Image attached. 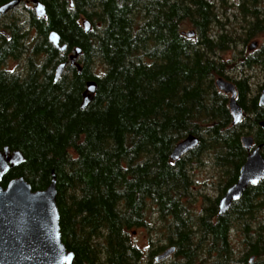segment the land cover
<instances>
[{
	"label": "trees",
	"instance_id": "trees-1",
	"mask_svg": "<svg viewBox=\"0 0 264 264\" xmlns=\"http://www.w3.org/2000/svg\"><path fill=\"white\" fill-rule=\"evenodd\" d=\"M29 1L20 3L24 19L15 9L0 16L6 19L0 21V149H19L26 158L3 185L23 176L34 190L44 189L55 172L73 264H150L156 252L173 246L174 264H194L205 248L217 252L216 264H233L230 233L240 225L248 252L241 264H264L250 258L264 256V218H258L264 179L218 213L250 153L243 137L252 135L264 155V82L254 87L244 73L259 68L264 80V42L249 55L236 51L228 60L221 54L264 33V0L242 1L241 30L222 21L213 0H41L45 17ZM83 18L91 21L90 32ZM185 22L194 37L183 34ZM52 31L66 51L50 41ZM76 47L81 71L69 62L56 81L57 67ZM12 59L24 61L20 73L7 68ZM219 76L236 85L244 110L238 125L229 96L216 85ZM88 81L98 87L83 108ZM189 134L200 138L198 147L173 161L174 147ZM206 156L219 170L221 191L216 198L204 194L195 212L190 170ZM151 206L169 220V234L154 248L152 238L146 252L132 237L149 226Z\"/></svg>",
	"mask_w": 264,
	"mask_h": 264
},
{
	"label": "water",
	"instance_id": "water-1",
	"mask_svg": "<svg viewBox=\"0 0 264 264\" xmlns=\"http://www.w3.org/2000/svg\"><path fill=\"white\" fill-rule=\"evenodd\" d=\"M29 2L33 4V10L38 17L46 16V6L41 0ZM20 3L21 0H11L0 5V15L7 14ZM82 24L87 32L92 30V23L88 18L83 19ZM183 34L194 37L196 31L191 29L183 31ZM49 39L60 51H66L67 45H61V36L57 31H52ZM257 46V41L249 45L252 50ZM81 53L82 49L76 47L69 54V60L59 64L56 69V81L63 76L69 62L81 71L78 62ZM216 85L219 90L229 95L232 124L234 126L240 124L244 110L238 101L235 83L219 76ZM97 87L95 81L87 82V88L83 93V108L92 102ZM259 104L264 106V88L259 94ZM260 126L264 130V120L260 122ZM243 142L250 153L240 169L237 182L228 187L220 198L218 204L220 215L227 213L233 202L241 199L249 186L258 185L264 179L262 145L254 147L252 135H245ZM199 143L198 136L189 134L174 147L171 159L179 160L198 147ZM25 160L23 152L19 149L11 150L9 147L0 149V264H73L75 254L67 248L61 231L55 172H52L51 182L44 189L34 190L23 176L14 177L6 186L3 185L8 172ZM175 250L174 246L168 248L158 256V260L168 257Z\"/></svg>",
	"mask_w": 264,
	"mask_h": 264
},
{
	"label": "rangeland",
	"instance_id": "rangeland-1",
	"mask_svg": "<svg viewBox=\"0 0 264 264\" xmlns=\"http://www.w3.org/2000/svg\"><path fill=\"white\" fill-rule=\"evenodd\" d=\"M217 6L221 9V19L224 23L228 25V27L233 29L241 30V27L244 26V22L242 21V12H240V4L243 0H213ZM262 4H260V7ZM24 9H22V5H18L15 8L14 15L20 17V19H24L26 15L24 14ZM12 13L11 11L7 14ZM235 13V14H234ZM13 14V13H12ZM6 15V14H4ZM2 16V15H1ZM1 22H5L6 19H1ZM193 29L191 24L185 22L183 24V30L189 31ZM238 36V35H237ZM257 41L258 46L255 49H250L249 45L251 42ZM264 42V33L258 35L256 38L251 39L247 45H240L236 48H231L227 52L221 53L223 58L228 60L232 59L236 55V51H244L245 55H249L251 52L255 51L260 45ZM24 61L23 60H10L7 64V68L10 71H14L16 73H20L23 70ZM250 74L253 76L252 82L254 83V87H259L263 84L262 81L263 75L259 68L253 71H244V73ZM230 75L232 77L235 76V72H231ZM255 93L257 91L255 90ZM190 174L194 180L195 184V194L198 195V203L194 205V211H200L202 209L203 201L205 202L204 194L209 195L211 198H216L220 195L221 191V175L219 170L214 166L212 159L209 156L205 157L204 163L201 165H196L193 169L190 170ZM258 218H264V210L259 213ZM147 222L149 223L148 227H143L137 230L135 234H133L134 241L142 247L146 252L151 249L150 240L153 238L155 242L152 248L155 247L156 243L161 239V243L164 245L166 243V239L169 234V220H164L161 218L158 210L151 206L147 212ZM241 226V225H240ZM240 226H235L230 233V242L233 249L232 260L235 261L233 264H236V261L243 260L248 255L246 251V243H245V235ZM175 253V252H174ZM172 253L166 258L158 260V256L162 254V252H156L153 257L150 259V264H174L179 261V258ZM150 254V252H149ZM251 261L253 263H257L259 260H264V256L261 258L257 255L250 254ZM218 261L217 252L207 253V249L205 248L203 251L199 252V257L195 261L194 264H215ZM257 261V262H256Z\"/></svg>",
	"mask_w": 264,
	"mask_h": 264
},
{
	"label": "flooded vegetation",
	"instance_id": "flooded-vegetation-1",
	"mask_svg": "<svg viewBox=\"0 0 264 264\" xmlns=\"http://www.w3.org/2000/svg\"><path fill=\"white\" fill-rule=\"evenodd\" d=\"M241 261L242 260H240V261H236V264H241ZM217 263V261L215 262V264Z\"/></svg>",
	"mask_w": 264,
	"mask_h": 264
}]
</instances>
